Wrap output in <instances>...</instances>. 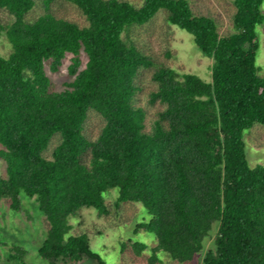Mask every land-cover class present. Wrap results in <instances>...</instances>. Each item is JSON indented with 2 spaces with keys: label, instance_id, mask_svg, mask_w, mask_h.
Here are the masks:
<instances>
[{
  "label": "trees",
  "instance_id": "obj_1",
  "mask_svg": "<svg viewBox=\"0 0 264 264\" xmlns=\"http://www.w3.org/2000/svg\"><path fill=\"white\" fill-rule=\"evenodd\" d=\"M56 1L0 0V9L13 16L0 24L12 47L0 55L6 174H0V198L17 210L21 198L35 196L47 224L39 255L48 264L83 257L106 264L85 232L72 231L70 217L82 207L108 216L138 202L150 217L137 220L132 232L156 238L144 264H158L161 251L192 260L213 232L200 264H264V164H248L242 137L264 124V75L255 62L264 0H234L231 33L194 14L188 0H62L79 10L84 24L51 12ZM37 3L45 11L26 18ZM159 10L212 58L210 81L156 62L130 34ZM67 52L74 77L53 90L45 62L57 71ZM143 69L151 70L146 105L157 106L149 130V106L135 103L144 91ZM91 113L99 119L94 135L85 130ZM131 245L137 254L147 247L140 240ZM12 247L9 256L18 264H36L24 261V248Z\"/></svg>",
  "mask_w": 264,
  "mask_h": 264
},
{
  "label": "rangeland",
  "instance_id": "obj_2",
  "mask_svg": "<svg viewBox=\"0 0 264 264\" xmlns=\"http://www.w3.org/2000/svg\"><path fill=\"white\" fill-rule=\"evenodd\" d=\"M135 5H139L142 0H129ZM194 14L208 15L217 23L220 33H231L235 31L232 17L235 12L234 0H188ZM264 13V1L261 4ZM45 11L40 4L29 10L26 18L32 19ZM50 11L58 16L67 17L84 24L85 20L79 10L72 4L58 0L51 4ZM13 21V16L5 9H0V24L4 25ZM259 45L256 51L255 62L259 67V74L264 75V21L256 26ZM130 34L144 45L145 50L156 62L164 61L169 66L174 67L178 72H191L197 74L204 80L210 81L212 58L202 54L194 42L191 33L177 25L170 24L163 11L159 10L147 23L134 25L130 28ZM170 50L168 56L164 53ZM12 50L4 31H0V55L7 56ZM71 53L67 52L57 71L49 68L45 62V72L50 77L51 89L62 90L67 86V82L73 79V75L68 73ZM81 65L84 67L87 57L83 51L80 53ZM151 70L143 69L138 77L139 83L144 86V91L136 96L137 104L149 106V111L145 116V130L152 126L156 117L157 106L146 105V91L151 87ZM98 118L90 114L85 130L92 135L97 132ZM245 143V154L250 166L264 164V124L256 123L251 128L243 131ZM58 139L54 138L43 154L51 156V149ZM0 174L5 176V164L0 160ZM116 189L110 191L105 202L109 203L115 195ZM32 197L21 198L20 208L14 210L10 207L8 198H0V264H14L16 259H12L9 253H13V244L25 249L24 261L36 264H48L38 253V247L44 238L47 228L43 214L37 206V202ZM150 215L146 208L135 202L123 204L120 212H112L108 216H99L93 207H82L78 214L70 217L69 221L73 226V232H85L89 238L90 248L97 252L106 264H144L150 253V248L156 244L154 233L140 230L133 233L134 223L137 220H147ZM214 226V224H213ZM131 238V239H130ZM214 232L205 240L202 253L212 246ZM135 240L143 241L147 247L140 253H135L131 242ZM12 249V250H10ZM202 253L194 259L179 262L171 259L164 251L160 252L158 264H200ZM18 264V262H17ZM57 264H98L95 259L83 257L75 262L71 260H60Z\"/></svg>",
  "mask_w": 264,
  "mask_h": 264
}]
</instances>
